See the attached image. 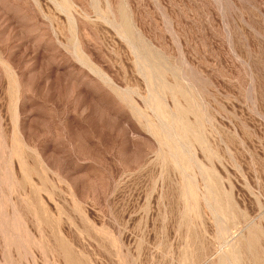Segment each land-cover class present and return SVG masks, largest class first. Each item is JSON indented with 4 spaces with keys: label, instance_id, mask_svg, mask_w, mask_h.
Returning <instances> with one entry per match:
<instances>
[{
    "label": "rangeland",
    "instance_id": "374dc122",
    "mask_svg": "<svg viewBox=\"0 0 264 264\" xmlns=\"http://www.w3.org/2000/svg\"><path fill=\"white\" fill-rule=\"evenodd\" d=\"M0 264H264V0H0Z\"/></svg>",
    "mask_w": 264,
    "mask_h": 264
}]
</instances>
